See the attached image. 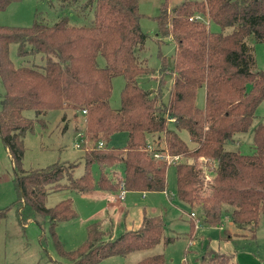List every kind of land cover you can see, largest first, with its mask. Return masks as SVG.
Listing matches in <instances>:
<instances>
[{"label":"trees","instance_id":"trees-1","mask_svg":"<svg viewBox=\"0 0 264 264\" xmlns=\"http://www.w3.org/2000/svg\"><path fill=\"white\" fill-rule=\"evenodd\" d=\"M15 1L19 0H0V12ZM139 3L89 0L95 10L89 25H70L65 12L53 24L39 20L30 26L0 24V77L5 86L0 138L16 173L13 205L23 220L38 216L49 220L56 248L67 264H97L160 242L169 244L173 237L166 235L162 215H145L138 229L117 236L107 210L103 218L88 224L86 239L77 248L66 250L56 227L76 219L78 212L71 197L47 207L48 192L61 188L82 194H117L122 189L166 191L167 169L174 164L166 159L168 155L194 161L203 157L210 164V182L204 180L197 163L182 160L174 164L176 194L192 210L201 209L203 225L221 226L230 215L236 227L251 231L255 238L264 211V123L254 128L253 152L227 148L239 143L235 134L250 129L264 100V70H255L251 42H264V0H185L171 13L162 12L159 29L171 36L175 52L171 64L159 69L142 65L136 54L147 38L140 26ZM212 23L220 30H212ZM11 44L17 45L18 56L27 63L13 62ZM100 56L104 66L98 61ZM164 59L162 56V62ZM156 70L162 80L166 74L173 77L166 100L161 80L152 90L138 84L140 75ZM119 75L125 78V85L121 106L114 109L110 97L113 78ZM203 86L205 106L200 108L197 95ZM29 109L35 111L37 120L50 109L84 113L81 149L85 169L81 176L74 175L78 166L74 162L30 170L23 167L24 138L34 129V119L24 115ZM63 119L67 120L65 115ZM183 130L189 132L195 146L182 138ZM118 131L128 132L127 143L110 146L111 136ZM87 141L90 146L84 143ZM95 164L100 168L98 177L92 172ZM205 184L210 188L208 195L199 189ZM7 209H0V222ZM210 260L226 264L229 256L214 254ZM134 264H166V257L157 253Z\"/></svg>","mask_w":264,"mask_h":264},{"label":"rangeland","instance_id":"rangeland-1","mask_svg":"<svg viewBox=\"0 0 264 264\" xmlns=\"http://www.w3.org/2000/svg\"><path fill=\"white\" fill-rule=\"evenodd\" d=\"M89 0H79L76 3L62 0H19L12 2L0 12V24L7 26H30L35 20L53 24L59 20V15L65 12L69 17L70 25H89L94 19V4ZM185 0H140L139 11L142 14L140 26L147 38L142 48L136 49L139 62L153 69L166 67L172 60L175 44L170 35H163L159 29L158 17L162 12L171 13L173 7L180 5ZM66 5H68L66 7ZM88 5V6H87ZM197 19L209 20L204 16ZM212 30H220L216 24H210ZM226 31H231L227 28ZM255 70H264V42H254ZM162 56L165 59L162 62ZM10 58L16 65H21L25 59L17 53V45L11 44ZM39 58V59H38ZM41 63V58L36 57ZM101 66L105 65L102 56L98 58ZM162 63L164 65H162ZM156 70L153 74H142L138 77V84L145 89L157 88L160 80L165 92V100L173 81L171 74L163 75ZM125 85V78L121 75L113 78V91L110 105L114 109L121 106V91ZM4 82L0 77V108L4 95ZM205 87H201L197 95V104L200 108L205 106ZM24 115L34 119V129L27 132L24 138L25 153L23 167L25 169H38L52 165L56 162L78 163L75 176L84 173V150L81 149L83 135L85 134L84 113L75 110L50 109L40 120L36 119L35 111L29 109ZM64 115L67 120L63 119ZM44 120V123L42 121ZM264 123V100L258 106L256 116L250 129L246 132L235 134L238 144L228 145L230 150H240L243 153L253 152V131L259 124ZM156 136V134H154ZM182 138L190 145L189 132L181 131ZM151 141L153 140L150 138ZM128 140V132L118 131L111 136L110 146L123 147ZM90 146V142H84ZM102 144V143H101ZM80 145V146H79ZM103 145V144H102ZM166 156L168 161L195 162L202 170L204 180L210 182L213 173L210 164L206 165L203 157L194 161L192 158ZM183 158V159H182ZM172 164L167 169L166 191H126L123 204L126 212H118L113 216L115 235H120L127 230H136L142 223L144 216L162 215L166 224L165 233L173 237V242L164 244L160 242L147 249L136 250L122 256H113L97 264H134L141 259L164 253L166 264H218L210 260V255L218 254L230 256L234 264H264V211L261 212L256 239L247 229H239L232 222L230 215H226L221 226L203 225L202 212L199 207L191 209L190 205L178 198L176 166ZM121 169V168H120ZM93 174L98 177L99 165L92 166ZM15 168L12 157L0 138V209L8 208L6 215L0 222V264H67L55 245V240L50 231L48 219L38 216L23 220L17 205L15 185ZM202 195H208L210 188L207 184L201 186ZM71 197L74 207L78 212L76 219L59 223L56 227L58 238L66 250L77 248L87 236V226L93 221L103 218L108 199L97 193L82 194L68 188L50 190L45 199V205L52 207L61 200ZM120 200V196H117ZM192 210V211H191ZM194 212L195 215H192ZM191 221L193 226L191 227ZM230 230L233 233H242L241 238L228 239ZM226 264H231L229 261Z\"/></svg>","mask_w":264,"mask_h":264},{"label":"crops","instance_id":"crops-1","mask_svg":"<svg viewBox=\"0 0 264 264\" xmlns=\"http://www.w3.org/2000/svg\"><path fill=\"white\" fill-rule=\"evenodd\" d=\"M93 193H97V195H99V196H101V197H106L107 199H108V206H107V208H105V214H106V211L107 210H110V213L112 212L113 213V216L115 217V215H117V214H119L118 212L120 211L121 213L122 212H126V209H125V206H124V202H123V199H121L120 198V200H118V198H117V196H118V194L120 195V192L119 193H117V194H115V193H107V192H100V191H95V192H93ZM92 193V194H93ZM104 214V215H105ZM112 216V215H111ZM113 216H112V218H113ZM113 222H114V220H113ZM227 231V230H226ZM229 231V235H228V237H227V240L229 239H233V237H235V238H241L239 235L237 236V232H235V233H233L232 234V232L230 231V230H228ZM227 233V232H226ZM228 234V233H227ZM257 234V233H256ZM252 237V236H251ZM256 237H257V235H256ZM256 237L255 238H253V239H256ZM226 256V255H225ZM229 262L231 263V264H234V261H233V258H231L230 256H229Z\"/></svg>","mask_w":264,"mask_h":264},{"label":"built area","instance_id":"built-area-1","mask_svg":"<svg viewBox=\"0 0 264 264\" xmlns=\"http://www.w3.org/2000/svg\"><path fill=\"white\" fill-rule=\"evenodd\" d=\"M175 158H178V156H176ZM167 160H168V158H167ZM174 161H169V163H173ZM177 162H178V160H177ZM176 163V162H175ZM124 194H125V190L124 189H122L121 191H120V198L121 199H123L124 198ZM192 215H195L194 214V212L192 213Z\"/></svg>","mask_w":264,"mask_h":264},{"label":"water","instance_id":"water-1","mask_svg":"<svg viewBox=\"0 0 264 264\" xmlns=\"http://www.w3.org/2000/svg\"><path fill=\"white\" fill-rule=\"evenodd\" d=\"M169 63L171 64L170 58H169Z\"/></svg>","mask_w":264,"mask_h":264}]
</instances>
